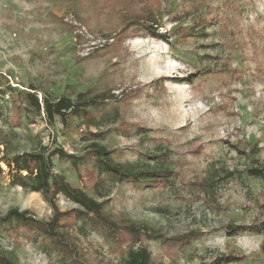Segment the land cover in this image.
Segmentation results:
<instances>
[{
	"label": "rangeland",
	"instance_id": "374dc122",
	"mask_svg": "<svg viewBox=\"0 0 264 264\" xmlns=\"http://www.w3.org/2000/svg\"><path fill=\"white\" fill-rule=\"evenodd\" d=\"M114 7L111 0H0V213L18 207L48 220L54 212L41 192L13 183L8 157L60 146L81 156L101 139L113 160L160 163L169 173L150 184L98 173L101 185L91 189L82 175L94 161L76 166L57 154L54 173L87 189L119 221L164 236L203 233L172 251L161 238L132 249L143 244L154 264L223 257L232 259L222 264H264V234L226 229L264 220V176L248 172L264 167V0H158L167 39L147 30L116 36L126 25ZM87 89L108 97L88 116L51 123L27 113L24 92L42 101ZM214 167L232 171L216 202L195 184ZM56 201L61 211L80 207L63 194ZM62 223L90 264H129L131 246L92 230L86 218ZM0 229L2 246L21 264H70L57 247Z\"/></svg>",
	"mask_w": 264,
	"mask_h": 264
},
{
	"label": "trees",
	"instance_id": "16d2710c",
	"mask_svg": "<svg viewBox=\"0 0 264 264\" xmlns=\"http://www.w3.org/2000/svg\"><path fill=\"white\" fill-rule=\"evenodd\" d=\"M114 8L123 11V22L126 26L120 29L116 36L123 38L130 32L147 30L151 35L167 39V34L160 32L158 25V0H111ZM142 5L138 7V5ZM155 5V6H154ZM217 10L215 11V13ZM211 14L209 18H217ZM264 40V36L261 37ZM9 88H12L9 85ZM13 89V88H12ZM35 90V88H32ZM14 90V89H13ZM135 91V90H133ZM132 91V92H133ZM2 78L0 76V94H3ZM23 95V92H22ZM129 96L128 94H126ZM28 104L27 113L34 111L44 116L48 122L53 123L55 119L66 123L71 116H88L91 107H97L107 100L105 92L93 93L91 89L80 91L74 95L63 94L59 97L46 94L41 101L35 91L24 92ZM47 147L38 150L24 151L8 157L6 164L13 171V183L28 188L32 191L41 192L51 203L54 212L48 219H40L31 214L29 210H20L18 207L11 208L6 214L0 213V227L7 226L15 236L24 235L33 241L43 240L48 244L57 247L70 258V264H90L85 259L78 244L72 240L63 230V220L69 217H84L95 230L108 239L117 242L120 246H135L150 239L161 238L162 246L169 251L177 247L190 245L202 232L196 230L192 233L164 236L160 231L148 224H139L135 221H119L111 216L105 209L103 201L88 194L87 189L71 184L63 175L53 171V156L68 158L76 166L81 162L94 161V167H86L82 175L87 186L97 189L100 185L98 173L106 172L118 180L153 183L159 178L168 174L167 168L160 163L149 164L145 160L138 162H117L111 158V151L108 145L95 139L90 141L87 151L83 155H76L67 152L63 147H55L46 153ZM248 172L255 177L264 176V167H250ZM232 171H220L214 167L213 171L201 182L195 184L201 186V190L216 202V193L223 179L229 177ZM63 194L80 207L61 211L57 205L56 198ZM228 232L251 231L264 234V220L252 225L227 226ZM5 233L0 229V264H21L19 257L14 251L2 246V239ZM232 258H218L212 264H222L225 260ZM237 260V258H234ZM129 264H154L151 251L140 245L129 253Z\"/></svg>",
	"mask_w": 264,
	"mask_h": 264
}]
</instances>
